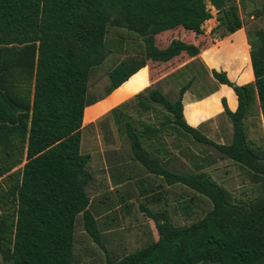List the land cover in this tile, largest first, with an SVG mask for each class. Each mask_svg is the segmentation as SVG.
<instances>
[{
  "label": "trees",
  "instance_id": "16d2710c",
  "mask_svg": "<svg viewBox=\"0 0 264 264\" xmlns=\"http://www.w3.org/2000/svg\"><path fill=\"white\" fill-rule=\"evenodd\" d=\"M208 1L216 9L218 21L211 32L223 27L219 35L223 37L242 27L238 9L228 4L230 0ZM211 17L206 0H0V126L10 128V135L26 132L11 245L4 246L0 236V256L5 264H75L74 229L79 215L84 231L104 251L105 264H264V207L232 205L226 201L224 189L207 176L166 168L157 155L142 147L128 114L118 111L126 104L111 108L109 113L116 124L124 121L134 159L166 184L180 183L204 195L212 206L201 218L174 227L166 211L152 213L139 203V210L152 219L157 238L119 259L109 255L89 209L90 154L80 151L82 117L84 108L95 101L88 94L91 70L116 51L107 42L109 26L135 33L143 46L136 52L139 55L124 58L108 73L111 85L104 95L147 59L196 56L202 42L186 39L203 33L201 25ZM166 30L175 32L170 31L169 44L159 48L154 36ZM255 35L257 41L252 42L248 34L252 83L238 85L225 71L211 70L237 97L235 110L221 98L233 127L230 143L214 142L187 124L182 95L189 84L179 89L173 101L154 87L134 98L138 107L151 105L162 110L179 133L211 144L224 156L264 175V155L248 146L244 131L254 103L264 124V33L257 30ZM119 52L128 53L125 46L119 47ZM9 67L18 68L21 77L22 72L33 70L30 103L9 93ZM190 117H194L192 111ZM149 196L152 202L162 198L159 193Z\"/></svg>",
  "mask_w": 264,
  "mask_h": 264
},
{
  "label": "rangeland",
  "instance_id": "374dc122",
  "mask_svg": "<svg viewBox=\"0 0 264 264\" xmlns=\"http://www.w3.org/2000/svg\"><path fill=\"white\" fill-rule=\"evenodd\" d=\"M206 2L212 17L204 21L201 27L205 35L214 42L213 37H219L224 28L216 27L211 32L212 28L218 24L217 13L209 1L206 0ZM228 4L237 7L250 40L256 42L255 31L261 30L264 33V0H230ZM196 37L199 38V36ZM107 42L116 51L110 53L102 64L91 70L88 94L92 99L104 95L105 88L111 85L110 81L106 82L104 79L108 75V70L122 55L119 47L125 46L127 52L131 53L140 52L143 46L141 39L135 33L114 26H109ZM239 63L240 69H244L243 73L246 75L248 58L242 51H240ZM7 73L9 93L30 103L33 92V70L22 72L23 77L20 76L19 69L16 67H9ZM138 74L128 81L125 88H133ZM201 83L202 87L198 88L199 91L208 92L214 87L209 76L204 80L201 79ZM121 91V88L118 89L113 97L118 96ZM213 100L216 99L213 97ZM124 106L118 111L124 112ZM148 106L137 108L133 103H128L126 114L132 121L139 139L143 138L147 131L150 132L151 128H161L160 132L164 133L163 136H169L167 137L169 142L171 140L169 155L160 150L156 151L155 145H148V141L156 142L152 141L150 136L147 141L139 140L150 154L160 158L166 168L184 174L195 172L207 176L224 189L226 201L232 205L243 209L251 206L264 207V175L256 174L224 156L211 144L198 142L188 134L179 133L166 118L167 115L164 116L165 113L162 110ZM106 107L107 101H103L85 109L86 118L81 128L80 151L90 154L87 171L91 174V180L86 186V193L90 199L89 209L96 218L109 255L112 259H119L124 254L137 250L156 239L153 221L139 210V203H143L152 213L166 211L174 227L188 225L201 218L212 205L204 195L183 184L169 185L168 188L160 185L159 188L166 194H162L163 199L160 198L157 202H152L149 194L138 192V183L134 187L130 180L147 176L144 179L152 182L154 186L158 181L153 178L160 177L149 178L151 174L149 175L146 169L134 159L123 120L120 124H116L113 116L108 112L92 122L94 115L101 113ZM188 107H191L190 104ZM255 113H258L257 103H254V108L251 109L245 121V138L252 150L264 155V124ZM188 118H191L190 112H188ZM218 120L221 123L220 127L217 128L216 133L208 134V137L217 143H229L232 139L229 118L223 115ZM9 129L0 126V236L3 238L4 246H10L12 243L16 212L15 194L20 180V170L25 160L26 139L25 131H22L21 135H10ZM160 138L165 140L161 135H157L153 140L159 141ZM108 179H111L112 183L113 181L118 183L119 180L126 182L110 190ZM79 216L77 227L75 222L74 229L73 260L75 264H105L104 251L84 231ZM0 264H5L1 256Z\"/></svg>",
  "mask_w": 264,
  "mask_h": 264
},
{
  "label": "crops",
  "instance_id": "0c3cea01",
  "mask_svg": "<svg viewBox=\"0 0 264 264\" xmlns=\"http://www.w3.org/2000/svg\"><path fill=\"white\" fill-rule=\"evenodd\" d=\"M169 31H163L157 33L154 36V43L157 47L163 48L166 47L170 40L173 37V34ZM206 33L197 34L199 38L193 36V38H183L187 41H191L196 44L201 43L200 52L196 56H185L178 55L175 58L169 61H153V60H146L144 65L138 67L133 73H131L125 80L119 83L110 93L107 95H102L100 97H96L93 103L87 105L83 111L82 117V125L84 123V115L85 109L92 105H96L103 101H107V107L101 113H96L92 122L98 119L101 115L108 113L111 108L119 105V104H127L133 103L138 107V100L135 97L136 94L144 91L146 88L154 87L160 90L163 94H165L171 101L175 100L179 89L186 84H189L188 88L184 91L182 95V114L187 122L188 125L198 129L204 135L208 137L210 133H216L217 128L220 127V121L218 120L219 117L226 115L224 113L221 98L225 97L226 103L231 110H235L237 107V97L229 86L226 84L219 83L211 74V70L214 69L216 71H225L227 77L230 81L234 82L238 85L252 83L254 81V75L252 71L251 61H250V45L248 43V31L245 26L240 27L236 31L225 35L223 37H213L214 42H212L211 38L205 35ZM206 37V38H205ZM201 39V40H200ZM210 39V40H209ZM240 51L248 58V65L245 69L246 75H244V69H240L239 57ZM206 52V55L204 53ZM133 55H139L136 52L131 53H122L119 56L118 61L108 70V73L113 70V68L119 64L124 58H128ZM232 62V63H231ZM231 63V66L229 65ZM203 69L204 71H202ZM202 71V72H201ZM139 73V74H138ZM138 74L137 78L134 80L133 88H125V85L128 83L132 77ZM207 76L210 77L212 83H214V87L211 91L203 92L199 91L198 88L202 87L201 79L204 80ZM204 77V78H202ZM104 81L109 82L110 79L108 75L104 79ZM122 89L118 96H114V93L118 89ZM213 97L216 99L213 100ZM190 104V108L188 105ZM127 107L123 110L127 113ZM192 111L194 114L193 118H188V112ZM262 122V114L259 109L258 113H255ZM227 116V115H226ZM230 121V119H229ZM91 122V123H92ZM263 124V122H262ZM230 128L232 127V123H229ZM82 127V126H81ZM83 128V127H82ZM156 132V133H153ZM155 134L161 135L164 137L165 140L162 138L157 140H153ZM164 133L160 132L159 130L150 131L144 135L141 139L148 140V136L152 141H148V145H155V150L168 154V151L171 152L167 137L163 136ZM232 137H233V127H232ZM209 138V137H208ZM139 139V140H141ZM232 141V139H231ZM230 141V142H231ZM229 142V143H230ZM223 144H228L224 143ZM144 147V146H142ZM145 148V147H144ZM146 149V148H145ZM148 151V150H147ZM171 154V153H170ZM169 155V154H168ZM25 162V160H24ZM23 162V163H24ZM138 162V161H137ZM162 162V161H161ZM23 165V164H22ZM149 178H153L154 175L149 173ZM147 177V176H146ZM146 177H138L134 178V180H130L134 187H136V183L139 185V191L143 194H152V193H159V194H166L163 193L162 189L159 188L161 185L162 187L168 188L169 185L161 180L160 178H153L156 179L157 184L152 186V182L149 180H145ZM119 180L118 183L111 182V179H108L110 184V190L114 189L117 186L123 185L126 181ZM135 181V182H134ZM180 184V183H176ZM173 185V184H171ZM158 187V188H157ZM163 199V197H162ZM168 214V213H167ZM155 229V227H154ZM157 238V235L155 233Z\"/></svg>",
  "mask_w": 264,
  "mask_h": 264
}]
</instances>
